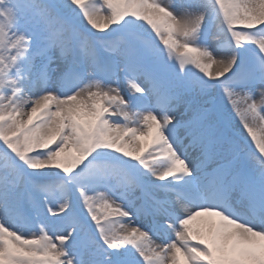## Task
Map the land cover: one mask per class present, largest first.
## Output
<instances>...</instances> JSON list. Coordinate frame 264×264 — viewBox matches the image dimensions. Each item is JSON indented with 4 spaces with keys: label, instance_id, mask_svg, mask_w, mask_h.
Returning a JSON list of instances; mask_svg holds the SVG:
<instances>
[{
    "label": "snow or ice",
    "instance_id": "snow-or-ice-1",
    "mask_svg": "<svg viewBox=\"0 0 264 264\" xmlns=\"http://www.w3.org/2000/svg\"><path fill=\"white\" fill-rule=\"evenodd\" d=\"M0 264H264V0H0Z\"/></svg>",
    "mask_w": 264,
    "mask_h": 264
},
{
    "label": "rangeland",
    "instance_id": "rangeland-1",
    "mask_svg": "<svg viewBox=\"0 0 264 264\" xmlns=\"http://www.w3.org/2000/svg\"><path fill=\"white\" fill-rule=\"evenodd\" d=\"M215 67V66H214ZM237 127H239V124H237ZM245 135H246V133H245Z\"/></svg>",
    "mask_w": 264,
    "mask_h": 264
}]
</instances>
